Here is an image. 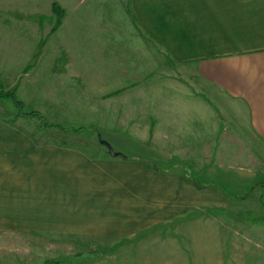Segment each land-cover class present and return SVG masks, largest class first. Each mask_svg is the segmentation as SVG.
<instances>
[{
	"label": "crops",
	"instance_id": "obj_1",
	"mask_svg": "<svg viewBox=\"0 0 264 264\" xmlns=\"http://www.w3.org/2000/svg\"><path fill=\"white\" fill-rule=\"evenodd\" d=\"M84 2L79 0L69 12L64 9L57 29L44 35L58 33L57 52H44L35 45V54L27 53L34 55L32 64L22 74L17 72L16 81L5 84L0 76L2 89H15L23 107L28 105L27 96H32L28 89L33 88L36 95L42 87L43 104L48 107L82 106L83 97L76 98V91L85 90L95 98L115 102V115L120 113L119 92H126L125 105L131 106L128 113L134 114L142 101L145 111L140 114L152 122L169 121L162 131L149 125L141 135L134 132L135 137L162 138L159 154L176 157L175 161L166 159L161 167L150 158L143 161L150 177L158 174L159 179L150 184L159 190L152 198L166 203L159 207L165 212L161 209L164 214L158 220L130 233L134 237L142 230L170 225L161 229L164 238L157 250L165 252L156 264H231V249L243 246L245 251L247 238H241L242 229L229 224L232 212L238 210V205L230 203L247 202L248 196L241 197L240 189H247L256 179L260 190L256 189L253 206L264 219V174L257 178L245 166L231 164V154L264 155V0H94L91 9L97 19L84 14ZM8 8L0 3L3 26ZM3 51L16 54L6 48ZM170 75L183 77L190 88L178 87L179 81L171 80ZM168 79L174 82V90L191 91L190 97L184 99L176 93L168 97ZM56 90L62 94L61 104ZM3 100L12 101L0 98ZM155 105L160 106V117L150 110ZM2 117L0 217H22L20 212L34 201L52 212L55 186L63 185V177L68 176L64 171L70 163L71 146L64 141L56 146L53 140L40 145L29 126L35 116L13 112ZM79 134L91 137L97 129L90 135ZM148 148V153L157 151ZM221 151L226 157L218 166L210 156L214 159ZM198 154L208 155V164L200 163ZM186 155H190L188 162ZM199 167L206 172L195 173ZM138 196L137 202L147 203ZM263 246L256 248L260 252H255L259 253L255 260L251 253L250 264H264ZM155 247L151 244L149 248Z\"/></svg>",
	"mask_w": 264,
	"mask_h": 264
},
{
	"label": "rangeland",
	"instance_id": "obj_2",
	"mask_svg": "<svg viewBox=\"0 0 264 264\" xmlns=\"http://www.w3.org/2000/svg\"><path fill=\"white\" fill-rule=\"evenodd\" d=\"M78 1L0 0V3L5 2L9 7L6 25L3 26L2 21L0 22V76L5 80V84L16 81L17 72L19 71V75L22 74L23 70L32 64L35 45L36 49H42L44 52H57L59 49L57 44L61 37L56 36L58 33L55 36L50 34L49 37H44L56 21V17L50 12L51 4L56 2L63 10L69 12V9L73 8ZM93 1L85 0L83 12L88 18L92 19L93 16L94 19H97L96 15H92L94 11L91 7L95 4ZM18 15L22 17L19 18ZM5 48L8 51H15L16 54L12 56L7 51L4 52ZM30 52L33 54L27 55ZM170 76L172 78L169 76L168 78L171 80L179 81L176 83L178 87L186 88L187 86L190 88L183 77ZM167 83L168 88L165 92L168 97L174 93L180 94L184 99L190 97L188 93L191 91L188 89L176 91L174 82H170L168 79ZM28 90H31L28 95L32 96H27L28 105L22 110L26 112L34 110L43 116L40 120L38 118L31 120L29 124L34 131L33 138L40 145L44 141L53 140L56 146L62 144L63 141L64 144L71 146L70 163L65 164L64 171L68 176L63 177V185L55 186V209L52 212L38 207L43 204L42 202L34 201L27 204L30 207L26 211L20 212L24 214L22 217H0V264H44L46 261L57 260L60 263L55 264L158 263L161 260L160 253L165 252L163 249L157 250L164 238L161 229L170 227V225L163 224L151 231L150 229L142 230L134 237L130 232L135 228L141 229L144 225H148L152 219L153 221L158 220L159 216L164 214L160 211L161 209L165 212L164 208L159 209V207L160 205L164 207L166 203L155 201L152 198V195L159 190L150 184L159 179L158 174L150 177L147 164L143 161L150 158L155 161H152L153 165L161 167L164 166L166 159L172 157V161H175L173 159L176 156L159 154L158 146L163 144L162 138L135 137L134 132L141 135L149 128V125L162 131L169 121L166 120L165 123L152 122L148 117L140 114L143 110L145 111L142 109L145 108L142 106V101L134 108V114L128 113L131 106L130 104L125 105L126 92L124 94L119 92L117 108L120 113L115 115L112 113L113 109H116V106L112 105L115 102L111 100V103L110 98H95L92 92L88 94V91L85 90H82L81 93L76 91V98L83 97L80 100L84 102L82 106L48 107L43 104L45 90L42 87H39L37 96L34 94L33 88ZM154 91L151 90L150 95H154ZM192 92L195 95L198 94L195 91ZM87 94L88 96H86ZM55 96L59 98L61 104L63 101L61 92L56 90ZM198 98L200 99V97ZM121 99L125 101L123 104ZM137 100H142V98ZM195 107L192 108L196 109ZM212 107L218 111L216 106L212 105ZM150 110L152 114L158 112L160 117L159 105L152 106ZM161 110H165L164 107ZM13 112H18V108L12 101H0L1 118L5 115L9 116ZM44 121L58 124L63 128L83 127L89 131L97 129V134L86 137L81 134L62 132L56 128L47 130L44 128ZM99 138L109 143L115 151L126 155L129 161L111 157ZM148 146L152 150L157 149L156 153L146 152L149 150ZM186 156V162H188L190 155ZM197 157L198 161L201 160L200 163L208 164V155L198 154ZM210 157L215 165L222 166L226 156L221 151L214 155L215 160L212 158L213 155ZM231 157L232 165L245 166L247 172L254 173L257 178L264 174L262 169L264 167L263 154H247L246 158L244 155L231 154ZM82 158L85 160L83 161ZM137 159L142 162H139L140 160L137 162ZM179 160L181 161V159ZM194 172L205 173L206 170L199 167V170L195 169ZM57 181L55 180V182ZM254 182L247 189H240L241 197L248 196L247 202L230 203L238 205L236 208L238 210L236 213L232 212L233 218L229 219V224L233 229H242L241 238H247L245 251L243 246L240 249H231V264H250L251 253H254L252 259H256L259 253L255 252H260L256 248L264 245V219L259 210L253 206V201L254 204L257 201V190L260 189L256 184L258 180L256 179ZM58 190L61 191V194H57ZM166 191L170 192L168 189H165L164 192L166 193ZM138 195H141L147 203L137 202V198H140ZM187 236L191 237V235ZM234 237L235 235L232 233V242L235 241ZM187 241L190 240H185V242ZM151 244H155L157 247L150 249ZM188 258L189 262H192L190 255Z\"/></svg>",
	"mask_w": 264,
	"mask_h": 264
},
{
	"label": "trees",
	"instance_id": "obj_3",
	"mask_svg": "<svg viewBox=\"0 0 264 264\" xmlns=\"http://www.w3.org/2000/svg\"><path fill=\"white\" fill-rule=\"evenodd\" d=\"M51 10L53 15L56 17V21L55 24L52 27V31L56 30L57 27L60 25L62 17L64 15V10L59 6L58 3L53 2L51 5ZM2 97H8L10 98L13 103L15 104V106L18 108V115H30V116H35L37 117L39 120L43 118V116L39 113V112H35V111H31V112H23V104L21 103V101H19L16 96H15V89H12L10 91H4L2 89V84L0 81V98ZM44 128L45 129H50V128H56L59 129L63 132H72V133H85L87 135L93 134L94 130L89 131L84 129L83 127H77V128H63L62 126L58 125V124H54V123H47L46 121H44ZM55 264V263H60L59 260L57 261H46L44 264Z\"/></svg>",
	"mask_w": 264,
	"mask_h": 264
},
{
	"label": "water",
	"instance_id": "obj_4",
	"mask_svg": "<svg viewBox=\"0 0 264 264\" xmlns=\"http://www.w3.org/2000/svg\"><path fill=\"white\" fill-rule=\"evenodd\" d=\"M98 137H99V136H98ZM99 140H100V138H99ZM100 141H102V140H100ZM102 143H103L104 146L106 147V149H107V151H108V153H109V155H110L111 157H119V158L124 159V160L127 159V156H126V155H124V154H122V153H120V152L115 151V150L110 146L109 143H107V142H105V141H102Z\"/></svg>",
	"mask_w": 264,
	"mask_h": 264
}]
</instances>
